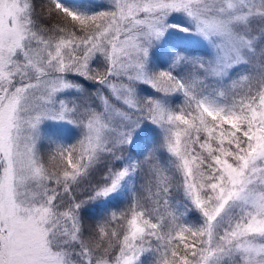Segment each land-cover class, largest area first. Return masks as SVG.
<instances>
[{
	"label": "snow or ice",
	"instance_id": "1",
	"mask_svg": "<svg viewBox=\"0 0 264 264\" xmlns=\"http://www.w3.org/2000/svg\"><path fill=\"white\" fill-rule=\"evenodd\" d=\"M106 5L0 0V264H264V0ZM173 28L208 54L153 69ZM45 120L79 138L45 143Z\"/></svg>",
	"mask_w": 264,
	"mask_h": 264
},
{
	"label": "rangeland",
	"instance_id": "2",
	"mask_svg": "<svg viewBox=\"0 0 264 264\" xmlns=\"http://www.w3.org/2000/svg\"><path fill=\"white\" fill-rule=\"evenodd\" d=\"M60 2L68 8L87 12L104 10L107 6L106 0H60ZM168 22L171 24H178L181 27H190L188 18L182 13H173L168 18ZM165 40L170 42L167 45V57L161 59L157 55L153 58L154 61L159 62L162 66H168L171 62L172 50L170 47L175 49V51H185L186 55H206L209 51L205 42L198 36L181 32L179 28L169 29L168 33L165 35ZM157 47L159 48V45ZM153 51L156 52V49ZM151 67L153 68V64H151ZM246 70L245 66H241L237 69L239 72ZM84 84L85 87L89 89L95 87L91 82H84ZM41 133L45 138V143L51 140L64 144H71L79 138L80 130L66 121L45 120L41 125ZM153 138L158 139V136L153 134ZM148 146L150 147L151 145L149 144ZM186 219L190 223L199 222V217L192 216L190 213L187 215Z\"/></svg>",
	"mask_w": 264,
	"mask_h": 264
},
{
	"label": "trees",
	"instance_id": "3",
	"mask_svg": "<svg viewBox=\"0 0 264 264\" xmlns=\"http://www.w3.org/2000/svg\"><path fill=\"white\" fill-rule=\"evenodd\" d=\"M170 49L173 51L172 47H170ZM152 64H153V69H162L167 67L160 65L159 62L154 60ZM175 103H179V98L175 99ZM149 128L153 130L154 135L158 132V130L155 129L154 125H149ZM131 154L135 158H141V152L139 148H137L135 152H131ZM135 183L138 184V181ZM132 190H133V185L129 184L128 182H125L122 188L117 193H114L109 199L96 201L90 205H86L82 215L88 218L91 222H94L95 220L100 219L103 215H106L111 211L118 210L119 208L123 207L128 202ZM190 214L192 216L199 217L198 212L192 211L190 212Z\"/></svg>",
	"mask_w": 264,
	"mask_h": 264
}]
</instances>
